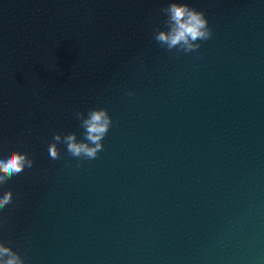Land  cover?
I'll return each mask as SVG.
<instances>
[{"label": "water", "instance_id": "obj_1", "mask_svg": "<svg viewBox=\"0 0 264 264\" xmlns=\"http://www.w3.org/2000/svg\"><path fill=\"white\" fill-rule=\"evenodd\" d=\"M168 0H0V239L25 264H264V0H189L212 35L154 39ZM131 90L133 95L127 93ZM107 107L93 159L54 133Z\"/></svg>", "mask_w": 264, "mask_h": 264}, {"label": "clouds", "instance_id": "obj_2", "mask_svg": "<svg viewBox=\"0 0 264 264\" xmlns=\"http://www.w3.org/2000/svg\"><path fill=\"white\" fill-rule=\"evenodd\" d=\"M165 19L164 27L154 31V39L164 48L177 53H188L199 49L202 41L212 35L209 19L202 9L189 3V0H168L162 9ZM128 95H133L129 90ZM75 118L83 129L82 138L77 132L54 133L48 144V155L56 159L60 155L59 144H64L68 153L73 157L83 159L95 158L104 147V138L112 126V115L107 107L96 106L88 108L87 112L74 111ZM34 158L26 151L18 148L0 150V185L8 177L30 168ZM13 199L12 189L0 188V209ZM0 264H25L21 253L0 239Z\"/></svg>", "mask_w": 264, "mask_h": 264}]
</instances>
